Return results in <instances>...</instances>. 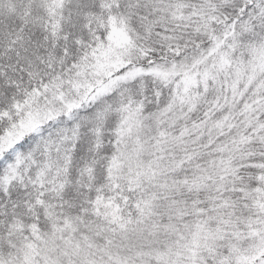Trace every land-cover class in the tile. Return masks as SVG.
<instances>
[{
	"label": "snow or ice",
	"instance_id": "snow-or-ice-1",
	"mask_svg": "<svg viewBox=\"0 0 264 264\" xmlns=\"http://www.w3.org/2000/svg\"><path fill=\"white\" fill-rule=\"evenodd\" d=\"M0 264H264V0H0Z\"/></svg>",
	"mask_w": 264,
	"mask_h": 264
}]
</instances>
